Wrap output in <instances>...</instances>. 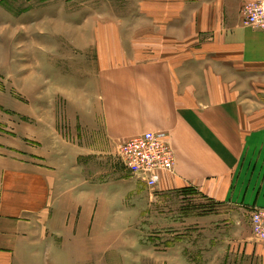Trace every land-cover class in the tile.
Returning a JSON list of instances; mask_svg holds the SVG:
<instances>
[{
  "label": "crops",
  "instance_id": "obj_1",
  "mask_svg": "<svg viewBox=\"0 0 264 264\" xmlns=\"http://www.w3.org/2000/svg\"><path fill=\"white\" fill-rule=\"evenodd\" d=\"M252 1L136 0L152 30L134 40L154 47L128 58L114 35L83 81L71 79L62 123L47 115L0 132V264H108L107 200L80 189V172L145 132L175 157L156 196L192 189L250 225L264 208V31L242 24ZM252 240L241 249L264 264Z\"/></svg>",
  "mask_w": 264,
  "mask_h": 264
},
{
  "label": "rangeland",
  "instance_id": "obj_2",
  "mask_svg": "<svg viewBox=\"0 0 264 264\" xmlns=\"http://www.w3.org/2000/svg\"><path fill=\"white\" fill-rule=\"evenodd\" d=\"M135 3L0 0V132L24 121L38 128L39 118L47 115L62 123L65 100L72 89L78 90L71 79L79 76L83 81L113 37L120 38L119 47L128 58L140 46L154 47L150 41L134 40L152 30ZM99 158L81 169L79 187L100 192L107 200L99 222L111 227L108 264L250 263L241 249L243 241L254 242L247 219L192 189L156 196L124 168L117 150ZM102 170L109 173L96 183L92 177ZM233 216L239 217L235 228Z\"/></svg>",
  "mask_w": 264,
  "mask_h": 264
},
{
  "label": "built area",
  "instance_id": "obj_3",
  "mask_svg": "<svg viewBox=\"0 0 264 264\" xmlns=\"http://www.w3.org/2000/svg\"><path fill=\"white\" fill-rule=\"evenodd\" d=\"M242 24L264 31V0H254L242 9ZM118 156L124 168L133 176L152 188L159 174L171 172L174 152L167 139L152 132H145L122 142ZM252 237L264 245V208H254L250 214Z\"/></svg>",
  "mask_w": 264,
  "mask_h": 264
},
{
  "label": "trees",
  "instance_id": "obj_4",
  "mask_svg": "<svg viewBox=\"0 0 264 264\" xmlns=\"http://www.w3.org/2000/svg\"><path fill=\"white\" fill-rule=\"evenodd\" d=\"M183 190H184V189H183ZM183 190H182V191H183Z\"/></svg>",
  "mask_w": 264,
  "mask_h": 264
}]
</instances>
